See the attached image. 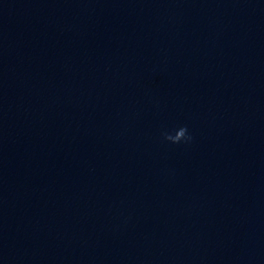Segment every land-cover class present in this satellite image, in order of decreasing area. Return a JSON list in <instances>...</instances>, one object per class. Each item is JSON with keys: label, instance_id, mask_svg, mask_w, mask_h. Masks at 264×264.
<instances>
[{"label": "clouds", "instance_id": "1", "mask_svg": "<svg viewBox=\"0 0 264 264\" xmlns=\"http://www.w3.org/2000/svg\"><path fill=\"white\" fill-rule=\"evenodd\" d=\"M163 138L173 144H178L181 142H190L192 137L189 134L187 126H180L175 129L174 134L170 132L163 133Z\"/></svg>", "mask_w": 264, "mask_h": 264}]
</instances>
